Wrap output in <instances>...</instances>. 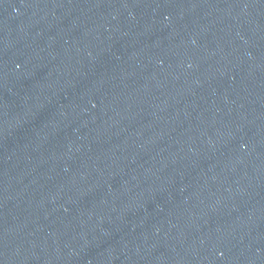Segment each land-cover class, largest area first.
<instances>
[{"label":"water","instance_id":"water-1","mask_svg":"<svg viewBox=\"0 0 264 264\" xmlns=\"http://www.w3.org/2000/svg\"><path fill=\"white\" fill-rule=\"evenodd\" d=\"M117 0H0V217L68 78Z\"/></svg>","mask_w":264,"mask_h":264}]
</instances>
